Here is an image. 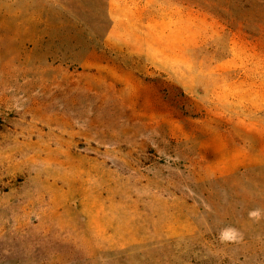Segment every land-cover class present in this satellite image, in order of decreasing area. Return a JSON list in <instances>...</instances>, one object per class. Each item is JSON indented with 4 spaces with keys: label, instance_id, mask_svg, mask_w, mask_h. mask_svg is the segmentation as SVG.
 Returning <instances> with one entry per match:
<instances>
[{
    "label": "rangeland",
    "instance_id": "1",
    "mask_svg": "<svg viewBox=\"0 0 264 264\" xmlns=\"http://www.w3.org/2000/svg\"><path fill=\"white\" fill-rule=\"evenodd\" d=\"M136 1L0 0V264H264V0Z\"/></svg>",
    "mask_w": 264,
    "mask_h": 264
},
{
    "label": "crops",
    "instance_id": "2",
    "mask_svg": "<svg viewBox=\"0 0 264 264\" xmlns=\"http://www.w3.org/2000/svg\"><path fill=\"white\" fill-rule=\"evenodd\" d=\"M120 0H113L110 5V13L113 20L110 31L106 37V48L118 54H129L132 56H144L151 60L148 43L138 44L133 40V33L138 34L139 25H153L150 17L146 16V8L140 13V2L136 0H124L121 2L123 11L117 8ZM143 37L145 34L143 33Z\"/></svg>",
    "mask_w": 264,
    "mask_h": 264
},
{
    "label": "clouds",
    "instance_id": "3",
    "mask_svg": "<svg viewBox=\"0 0 264 264\" xmlns=\"http://www.w3.org/2000/svg\"><path fill=\"white\" fill-rule=\"evenodd\" d=\"M250 215H252V216H256L257 213H256V212H253V213H251Z\"/></svg>",
    "mask_w": 264,
    "mask_h": 264
},
{
    "label": "bare ground",
    "instance_id": "4",
    "mask_svg": "<svg viewBox=\"0 0 264 264\" xmlns=\"http://www.w3.org/2000/svg\"><path fill=\"white\" fill-rule=\"evenodd\" d=\"M16 133H18V132H16ZM37 154H39V153H37ZM41 154V153H40Z\"/></svg>",
    "mask_w": 264,
    "mask_h": 264
}]
</instances>
